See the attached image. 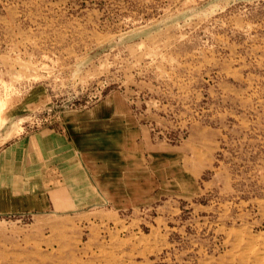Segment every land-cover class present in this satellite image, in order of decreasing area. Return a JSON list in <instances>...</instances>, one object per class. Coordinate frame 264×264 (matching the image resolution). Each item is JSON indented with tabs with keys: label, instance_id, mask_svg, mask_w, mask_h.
Returning <instances> with one entry per match:
<instances>
[{
	"label": "rangeland",
	"instance_id": "374dc122",
	"mask_svg": "<svg viewBox=\"0 0 264 264\" xmlns=\"http://www.w3.org/2000/svg\"><path fill=\"white\" fill-rule=\"evenodd\" d=\"M111 91L187 146L195 189L0 216V264H264V0H0V147Z\"/></svg>",
	"mask_w": 264,
	"mask_h": 264
},
{
	"label": "crops",
	"instance_id": "0c3cea01",
	"mask_svg": "<svg viewBox=\"0 0 264 264\" xmlns=\"http://www.w3.org/2000/svg\"><path fill=\"white\" fill-rule=\"evenodd\" d=\"M130 98L111 91L91 106L62 112L55 125L9 137L0 147V216L95 219L100 207L97 216L106 219L195 189L187 146L155 140Z\"/></svg>",
	"mask_w": 264,
	"mask_h": 264
}]
</instances>
